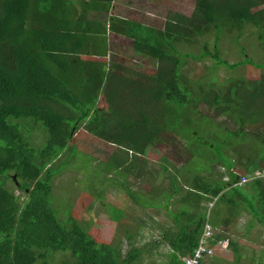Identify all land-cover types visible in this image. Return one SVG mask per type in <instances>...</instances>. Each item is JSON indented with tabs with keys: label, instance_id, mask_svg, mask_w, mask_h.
<instances>
[{
	"label": "trees",
	"instance_id": "1",
	"mask_svg": "<svg viewBox=\"0 0 264 264\" xmlns=\"http://www.w3.org/2000/svg\"><path fill=\"white\" fill-rule=\"evenodd\" d=\"M77 1L79 0H0V264H34L37 260L45 261L46 251L64 252L60 255L70 257L71 261L66 259L59 264H138L142 260L145 248H134L131 245L122 256L120 241L116 244H99L88 239L87 229L75 221H71L68 226L60 225L48 204L52 180L61 171L55 164L69 147L73 134L84 126V131L98 135L100 124L95 123H108L104 112L92 113L105 81L102 72L94 71L91 76H87L85 70L72 72L69 63L76 62L55 60L47 56L52 53H78L79 48H64L62 42L84 37L86 33L72 34L67 28L62 29L63 25H68L60 18V12ZM81 1L94 6L102 5L104 13H107L113 0ZM95 11L101 12L100 8ZM125 22L131 24L130 28H134L131 33H125L133 40V46L145 50L146 55L165 66L164 73L160 69V74L155 78L163 89L157 91L156 88L150 93L154 95L151 97L155 99V103L162 98L167 103H175L178 109L168 111V117H175L174 112L178 111L189 126L197 124L198 133H195L198 136L193 135L183 150L190 156L187 163L172 174L164 169L168 184L166 183V189L160 191L162 200L153 201L146 197L145 190H141V196L134 197L136 205H142L145 209H158L156 213L162 206L167 207L170 200L193 202L187 203L196 207L189 211L168 213L173 219L175 230L161 231L159 244H155H165L172 250L166 264H180V257L193 254L205 222L206 212L201 211L200 207L201 204L205 205L203 202L208 203L216 198V203H224L227 208V211L217 210L216 204L214 205L209 216L215 227L224 223V230H227L230 227L229 221L246 211L251 220H256L264 229V179L251 180L241 187L236 185L239 181V175L234 171L236 164L230 156L225 157L227 155L223 151L224 146L229 143V147L241 144L236 137H246L244 127H264V74L253 80L234 79L228 86L221 83L223 86L217 88L212 84H205L206 77L202 74L198 76L196 95L189 87L190 77H185L189 75L183 74L181 69L185 60L192 58L200 62L203 54L191 57L189 53L180 52L179 59L173 55L177 43H190L193 37H203L207 33L213 36L214 50L211 57L216 65L229 70L251 66L264 71V62L252 61L247 57L230 65L220 58L217 47L224 31L234 32L232 39L237 41L240 33L242 35L247 29H251L257 32L256 39L264 53V0H196L190 17L175 14L173 18L166 20L164 30ZM204 52L205 55L209 54L206 48ZM62 64H67V67H60ZM109 83L108 81L107 88ZM204 96V109H215L219 116L229 118L238 127L236 135L225 132L227 138H224L212 116L200 119H196V115L192 117V113L197 112L193 103H199ZM107 97V108L113 109V99L109 92ZM118 97L121 102L128 98L124 94ZM163 114L159 113L149 120L142 111L139 123L144 122L143 127L137 129L139 123L130 125L131 130H136L137 134L122 141L121 137H111L110 142H119L122 149L139 154L144 150L141 149L142 144L159 140L164 133L162 129L167 118ZM94 116L95 121L92 119ZM10 120L16 124H11ZM37 123L48 133L42 148L39 147L42 143L31 146L23 134L26 131L29 136V127ZM185 131L192 132L189 129ZM206 135L213 137L214 141L222 140L224 143L217 142L213 148L202 139ZM226 140L228 144L225 143ZM254 147L258 149V154H255L258 159L241 165V172L244 174L264 170V150L260 143ZM195 159L202 161L199 166L193 165L192 160ZM208 163L224 168L228 180L223 181V175H220V180L204 176V173L212 172L209 167L206 169ZM145 175L153 177L152 169L147 170ZM136 176L142 177V174L137 172ZM7 182L13 185L11 190L8 189ZM244 186H248L249 192L242 191ZM15 191L26 196L22 203L14 195ZM241 203L244 205L243 209H240ZM212 212L215 219L211 217ZM153 218L149 216L142 229H151L150 220ZM226 234L222 231L219 237L226 238ZM230 245L235 253V245ZM52 258V264H55V256ZM260 262L264 264V254L261 255Z\"/></svg>",
	"mask_w": 264,
	"mask_h": 264
},
{
	"label": "rangeland",
	"instance_id": "2",
	"mask_svg": "<svg viewBox=\"0 0 264 264\" xmlns=\"http://www.w3.org/2000/svg\"><path fill=\"white\" fill-rule=\"evenodd\" d=\"M118 1V0H117ZM196 0H158L156 3L157 15L164 16V20H155L152 26L155 29L164 30L166 20L173 18L175 14L190 17L195 6ZM77 3V2H76ZM71 5H75V2ZM235 33L224 31L222 37L219 39L218 50L220 58L226 60L230 65L239 62L243 57H247L252 61L264 62V53L259 48L257 42V32L247 29L242 35L240 33L237 41H234ZM254 35L255 37H251ZM209 52L205 55L204 50ZM243 49L244 51H242ZM213 36L204 33L203 37L195 36L190 43L180 42L175 45V55L178 59L181 53H189L191 57H198L203 54V60L196 62L189 58L185 60L184 67L181 69L183 74H188L186 78L191 80L190 88L197 95L198 81L202 74L205 75V84H212L217 86H228L229 82L234 79H248L253 80L259 78L264 74V71L256 70L251 66H241L236 70H229L224 67L216 65L212 60L213 53ZM181 52V53H180ZM243 52V55H241ZM151 58V57H150ZM154 61L151 63L158 65L159 61L155 58H151ZM104 67V66H103ZM101 74L104 77V84L101 87L97 101L94 104L92 113H103L107 111L104 116L108 123L97 122L95 125L100 124V133L98 135H92L84 131V126H81L77 130L69 142V147L61 155V159L55 164V167H60V173L52 180V193L48 200L49 207L53 210L56 220L62 226H68L71 221L77 222L81 227L87 229V238L96 242L111 244L115 242H121V255L129 250V246L133 245L134 248H145L142 256V260L138 264H166L170 248L165 245L156 246L159 244L160 233L163 230L171 229L175 230V224L172 217L168 213H176L180 210L189 211L196 209L195 206L189 205L188 201L180 202L175 200L168 202L167 207L162 206L159 212L158 209L142 208V205H136L134 197L141 196V190L145 188L139 179L133 177V172L130 168L131 162L137 159V154L131 152L120 153L122 148L119 145H115L110 142L111 137H121V141L128 139L136 130H131L130 123L135 121L137 117L144 110L143 105L148 98H145L150 93H143L136 88H130V95L128 98L121 102L118 97L122 87L117 83V78L110 74L109 69L103 68ZM158 69V68H157ZM160 71L158 72V75ZM157 75V76H158ZM197 75V76H196ZM108 84L107 88V82ZM156 83H158L156 81ZM223 85H222V84ZM187 85V82L184 83ZM157 91L163 89L160 83H158ZM218 90V89H217ZM108 92L111 94L113 109L107 108ZM181 92V91H180ZM144 94V95H143ZM154 97L153 94H151ZM205 96L201 98L200 102L193 103L196 108V114L192 113V117L196 115V119H200L207 116H212L215 119V123L219 128L220 133L224 138H227L225 132L233 133L238 131V127L235 126L231 120L227 117H221L215 109H204L203 101ZM153 99L149 103H152ZM124 102L127 104L125 105ZM153 105V103H152ZM150 114L156 116L159 113H165L167 123L163 124L162 131L164 132L159 140L154 142H147L142 144L141 149H148L147 155L144 158H140L142 162H146L151 167L156 168L159 165H163L164 169L169 173H174L177 169L181 168L187 163L190 157L186 151H182L178 155L177 146L181 145L183 149L188 146L190 138L196 135L197 124L193 123V126H189L186 123V119L182 117L181 112L175 111V117H168V111L171 109L177 110V104L172 102H166L164 98L159 100L158 103L152 107ZM103 110V111H102ZM127 112L128 115L123 113ZM95 121L96 116L92 117ZM147 121V119H145ZM126 121L127 124H124ZM11 124L16 122L10 120ZM19 122H22L20 120ZM143 123L137 125V129L143 127ZM116 126V131H110L105 126ZM174 125V126H173ZM171 127L170 129L167 128ZM177 128V129H176ZM246 137L238 140L241 144L229 147L228 140L224 146V152L230 156L236 164V171L238 174H244L241 172V165L244 163H250L254 159H258L255 154H258V149L255 145L261 144L264 150V127H244ZM28 132L30 135L23 131V134L27 138L31 146L41 144L39 147H43L48 137L47 131L40 123L31 125ZM185 129L192 130L188 133ZM98 130V128H97ZM196 132V133H195ZM97 134V133H96ZM126 137V138H125ZM202 139L211 146L215 147L217 142L224 143L222 140L214 141L211 136H204ZM43 141V142H42ZM230 141V140H229ZM117 144V143H116ZM103 147V148H99ZM221 147V146H220ZM152 150V151H151ZM119 151V152H118ZM125 162V163H121ZM202 161L200 159L192 160L193 165L199 166ZM118 165H122L121 167ZM212 170L210 174L204 173L206 177H213L214 179H221V173L218 164H207L206 169ZM11 177H13L11 175ZM163 178L164 175H160ZM165 178L166 173H165ZM163 183H167L164 180ZM8 189H12L13 185L9 182ZM148 188L145 191V195L153 199V201H161L159 196L160 190H154L153 192ZM243 192H249L248 186L241 188ZM132 194V195H131ZM15 196H18L22 203L26 196H22L19 191L14 192ZM182 197H180L181 199ZM188 202V203H187ZM191 202L190 204H192ZM205 205L201 204V211H206ZM258 206V203L255 204ZM244 205L240 204V209H243ZM214 209V208H213ZM216 209L224 210V203H216ZM191 213V212H190ZM212 219H215L212 216ZM264 214V211H263ZM149 216H153L151 219V229L147 227L143 228L145 220L149 219ZM65 219V221H62ZM215 222V220H213ZM224 223L217 227V231H224L226 237L229 238L230 243L235 245L236 254L233 249L227 252L215 255L213 258L205 259L202 264H262L260 257L264 254V229L261 228L256 220H251L249 214L246 211H242L239 217H236L233 221H229L230 226L227 230H224ZM151 230L149 233L148 230ZM147 233V234H145ZM127 235V237H125ZM155 236V237H154ZM153 237V238H152ZM130 238V239H127ZM64 252L53 253L46 251L45 261L37 260L34 264H52V257L55 256V264L64 262L66 259L71 261L68 255H60ZM236 257V259H235ZM236 260V263L234 262Z\"/></svg>",
	"mask_w": 264,
	"mask_h": 264
},
{
	"label": "crops",
	"instance_id": "3",
	"mask_svg": "<svg viewBox=\"0 0 264 264\" xmlns=\"http://www.w3.org/2000/svg\"><path fill=\"white\" fill-rule=\"evenodd\" d=\"M156 3L159 4L158 0H113L107 13H104V6L102 5L94 6L87 1L83 2L81 0L77 1L75 5H71L72 3H70L60 12L62 22H66V25H68V27L63 25L62 29L67 28L72 34L84 32L86 36L62 42L64 48H79L78 53H52L47 56L60 61H74L76 62L75 64L69 63L71 71L78 72L79 70H85L87 76H91L94 71L101 73L100 70L104 66L109 69L113 77L117 78V83L122 87L121 92L126 96L130 95V88H136L140 91L144 88L145 92L142 91L143 93H151L153 89L158 88L159 85L156 83L155 78L160 69L164 73L163 69L165 66L163 64L156 65L151 63L154 60L144 53L145 50L133 46V40L128 38L125 33L127 31L131 33L134 28H130L131 24L125 21L155 29L152 26L155 20L165 21L163 19L165 18L164 16L157 15L159 10L155 6ZM96 8H100L101 12H96ZM60 67L66 68L67 64H62ZM145 98L148 99L143 105V113L150 120L153 117V113L150 114V111L153 110L152 107L155 105V99L150 94ZM151 99H153V105L149 103ZM103 112L106 113L107 111ZM124 113L128 115L127 112L124 111ZM160 114L164 115L163 113ZM156 119L158 118L156 117ZM163 119L165 122L164 117ZM139 122L140 115L131 123L138 124ZM124 124L127 123L124 122ZM105 126L110 131H116L117 129L114 125ZM115 145H118V143ZM119 151V156L120 153H124L123 156H125L126 152H131L125 149ZM147 152L148 149L146 148L137 154L138 157L135 161L131 162L132 168L130 169L133 172V177L141 181V186L143 184L145 188H151L152 192L153 190H160L162 192V189L167 188V184L163 183L166 180L164 167L163 165H159L153 168L146 162H142L140 158L146 157ZM149 169H152L153 177L145 175ZM137 172H140L142 177H137ZM160 175H164V177L160 178ZM159 196L162 198L161 195Z\"/></svg>",
	"mask_w": 264,
	"mask_h": 264
},
{
	"label": "built area",
	"instance_id": "4",
	"mask_svg": "<svg viewBox=\"0 0 264 264\" xmlns=\"http://www.w3.org/2000/svg\"><path fill=\"white\" fill-rule=\"evenodd\" d=\"M256 179H264V170L254 172L251 176L242 177L240 184L243 185ZM202 233L197 247L193 250V254L183 257L181 259L182 264H199L206 257H213L217 254L221 255L222 253L229 251V239L224 238L215 241L211 226L205 225Z\"/></svg>",
	"mask_w": 264,
	"mask_h": 264
},
{
	"label": "clouds",
	"instance_id": "5",
	"mask_svg": "<svg viewBox=\"0 0 264 264\" xmlns=\"http://www.w3.org/2000/svg\"><path fill=\"white\" fill-rule=\"evenodd\" d=\"M218 46V45H217ZM159 65H162L161 63H159ZM164 113V112H163ZM177 149H178V152L180 151V153L184 150L183 149V147L181 146V145H178L177 146ZM219 166V165H218ZM219 170H220V173H221V175H223V178H222V180L223 181H227L228 180V178H227V176H226V171H225V169L224 168H222V167H220L219 166ZM257 172V171H256ZM253 174V173H252ZM239 175V181L236 183V185H238V186H243V185H245V184H243V185H241L240 184V181H241V178L242 177H246V176H251V174H238ZM248 183V182H247ZM240 184V185H239ZM217 199L215 198L214 200H212V201H209L207 204H206V216H205V222H204V224H203V227H202V230H201V233H200V235H199V237H198V241H197V245H198V242H199V239H200V237H201V235L203 234L202 232H203V230H204V227H205V225H209V226H211V229H212V232L214 233V240L215 241H218V240H220V239H224L225 237H219L221 234H222V231H217V227H215L211 222H210V212L213 210V208H214V205L216 204V201ZM151 230L149 229L148 230V232L147 233H149ZM147 233H145V234H147ZM155 237V236H154ZM153 238V237H152ZM227 238V237H226ZM159 241V240H158ZM157 241V242H158ZM197 245H196V247H197ZM129 247H131V245L129 246ZM195 247V248H196ZM194 248V249H195ZM230 249V248H229ZM171 249H170V253H171ZM126 254V253H125ZM124 254V255H125ZM123 255V251H122V256H124ZM189 256V255H188ZM183 257H185V256H182V257H180L179 258V261H180V264H182V261H181V259L183 258ZM214 257V256H213ZM213 257H206V258H204L199 264H202V262L205 260V259H207V258H213Z\"/></svg>",
	"mask_w": 264,
	"mask_h": 264
}]
</instances>
